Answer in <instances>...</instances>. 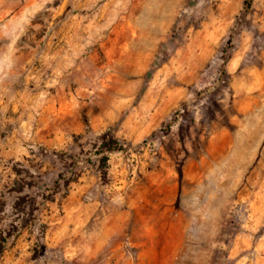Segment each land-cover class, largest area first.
<instances>
[{"label": "rangeland", "instance_id": "obj_1", "mask_svg": "<svg viewBox=\"0 0 264 264\" xmlns=\"http://www.w3.org/2000/svg\"><path fill=\"white\" fill-rule=\"evenodd\" d=\"M0 264H264V0H0Z\"/></svg>", "mask_w": 264, "mask_h": 264}, {"label": "trees", "instance_id": "obj_2", "mask_svg": "<svg viewBox=\"0 0 264 264\" xmlns=\"http://www.w3.org/2000/svg\"><path fill=\"white\" fill-rule=\"evenodd\" d=\"M102 141H103V147L101 148L103 152L111 153L123 149L120 143L115 138H111V137L109 138V135H104L102 137ZM107 160H108L107 156L104 155L102 158L103 163L106 164Z\"/></svg>", "mask_w": 264, "mask_h": 264}]
</instances>
